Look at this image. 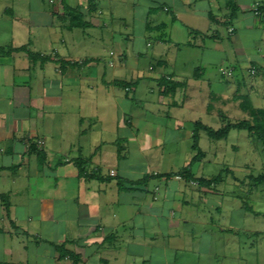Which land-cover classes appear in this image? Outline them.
Masks as SVG:
<instances>
[{
  "label": "crops",
  "instance_id": "crops-1",
  "mask_svg": "<svg viewBox=\"0 0 264 264\" xmlns=\"http://www.w3.org/2000/svg\"><path fill=\"white\" fill-rule=\"evenodd\" d=\"M45 1L14 0L5 9L15 22L28 20L21 33L6 31L0 11V49L38 57L0 56V263L73 264L69 256L58 260L63 246L78 264H264V231L245 228L247 203L236 206L235 226L222 216L226 204L209 199L217 195L213 185L168 177L179 171L155 165L172 158L163 149L182 142L186 129L148 110L152 95L153 105L176 109L169 97L185 99L188 83L198 82L181 69L185 62H168L167 42L181 33L185 47L201 40L203 53H217L207 42L220 40L225 27L242 45L238 29L222 20L241 15L254 29L264 0ZM209 56L194 78L215 64L233 75L245 63L264 69V58L243 56L233 65ZM209 121L191 125L216 123ZM192 174L214 177L193 167Z\"/></svg>",
  "mask_w": 264,
  "mask_h": 264
},
{
  "label": "rangeland",
  "instance_id": "rangeland-1",
  "mask_svg": "<svg viewBox=\"0 0 264 264\" xmlns=\"http://www.w3.org/2000/svg\"><path fill=\"white\" fill-rule=\"evenodd\" d=\"M13 2L14 0H0V11L3 12V17L6 18L4 22V25L7 27L6 31L10 32L11 29H17L21 33L23 29H26L28 20L23 18L20 20L21 22L17 21V23L9 14L4 15L5 9L13 5ZM45 4L49 6L48 0L45 1ZM17 12H20V10ZM22 14L17 13V15ZM222 21L231 22V25H234L238 29V33L243 39L242 45L238 46L230 38L225 27L219 32L220 40L207 42L210 50L216 44L217 53H212L211 51H207V54L203 53L201 40L197 41V48L190 49L185 47L188 37L181 33L176 34L173 41H169L166 44L168 48V52H166L168 62L174 64L176 61L181 67L183 62H185V67L181 69L184 70L187 77L192 81L196 80L198 82L188 83L189 89L185 99L183 97L176 99L169 97L171 103L175 101L178 105L176 109L162 107L161 105L157 106V104L153 105L154 101L157 102V95H152L149 98L148 102L150 105L148 106V110L152 111L154 116L158 117L157 115H161L162 118L167 119V116L171 115L175 119L177 118L179 122L182 120V123L185 125L184 128L186 129L181 131V135L184 137L182 142L177 143L173 141L171 143L170 141L164 149L162 148L165 152H169L172 158L168 156L163 162L160 161L155 164L157 167L159 165L164 166V169L173 167V171L176 172L177 170L180 172L181 167L188 163L190 164V155L193 153L192 135L194 129L191 121L200 119L203 124L208 125L209 120L213 117L216 123L215 125L212 123L211 127H214V130L218 131L224 122L228 121L234 124L250 120L249 114L242 109L241 105L243 103H251L255 108H264V77L262 75H252V67L250 68L248 63L240 64L233 77L229 74L233 70L227 69L229 73L226 76L228 78L222 77L223 74L219 66L215 64V66H203L205 75L199 76V79L198 77L194 78V73L199 67L202 58L204 59V55H210L209 58L215 62L219 61V57L223 56L227 59L226 61L228 63L233 65H235L234 63L237 62L239 57L243 56H247L249 59L252 57L264 58V20L255 21L254 29L248 27L251 26L252 21H245L241 15L238 20L225 19ZM178 28L181 27L178 26ZM248 28L250 29L248 30ZM152 43L155 46L158 45L155 41H152ZM176 43H180L178 45L181 46L180 59L177 57L176 49L178 47H176ZM149 54H151L150 50ZM144 63H146L147 70L150 60ZM160 71L164 70L157 68V72L159 73ZM172 71L173 69L171 67L166 69V72L170 74ZM208 81H211L213 89L208 87ZM207 105H211V111H215V113H211L212 116L210 118H208L209 115L206 112ZM135 108L137 107L135 106ZM168 110H170L169 113ZM221 119H224V121H221ZM199 135V146L203 153H205V157L192 165L193 171H202L210 174V176L220 177V182L213 185L217 190V195H208L209 199L216 203L223 202L226 204L224 206L226 208L225 213L222 216H226V220L228 222L231 221V224L235 226H240L239 223H241L240 215L236 213V206H239L241 201L244 202V205L247 203L250 208L247 210L248 213H245V228L254 231L262 229L264 231V179L258 183V188L252 187L256 183L253 179L258 180L261 175L264 177V145L259 141H253L249 132L246 130H232L226 139L220 141L211 140L202 131ZM229 171H232L233 174L228 173ZM236 179L240 182L246 181L248 185L242 188L237 187L234 185ZM224 194H226L225 202L223 201ZM191 213L196 214V210ZM215 217L220 218L221 215L217 212L215 213Z\"/></svg>",
  "mask_w": 264,
  "mask_h": 264
},
{
  "label": "trees",
  "instance_id": "trees-1",
  "mask_svg": "<svg viewBox=\"0 0 264 264\" xmlns=\"http://www.w3.org/2000/svg\"><path fill=\"white\" fill-rule=\"evenodd\" d=\"M74 13H76V12H74ZM229 19L235 20L234 18H229ZM223 24L225 26H228V25L231 26V22H223ZM72 27H74V26H72ZM23 51H25V53H27L29 59H31L33 61L38 60L37 56L30 54L29 51H27L25 48H22L21 50L9 49L7 51L5 49H0V56L1 55L7 56V55H11L12 53H15V52H23ZM251 67H252V69H255V72H256L255 75H258V76L262 75L264 77V69L263 68L257 66L256 64H252ZM232 75H233V72L231 71V76ZM225 77H227V76H225ZM167 81L168 80H166V81L164 80L163 85L167 86L169 84V82H167ZM241 106H242V109L245 112H247V114H249V117H250L249 121H243V122H239L236 124H232V123L227 121V122L223 123L221 129L218 131H215L211 127L205 126L202 123H196L194 125L193 135H192V140H193L192 149L196 154L194 155L190 164L185 169H183L181 172H179V174L178 173L177 174H171V175H168V177H175L177 175H182L187 180L197 181L199 183V185L202 187L203 186L204 187H210V186L218 184L220 182V177H213L210 180L202 178V177L199 179H196V178H194V176L192 174V165L196 162L201 161L203 159V157L205 156V153H203V151L201 150V148L199 146V142H200L199 133L201 131L205 132V134L211 140L220 141V140L226 139L232 130H246L249 132L253 141H259L264 145V108H255V107H253V105L251 103H243ZM263 179H264V177L261 176L258 180L253 179V181L257 182L256 184H258ZM56 251H57L59 261L65 259L66 257L69 256L74 260L73 264H78V258L76 256L70 254L68 251H66L63 246L57 247ZM0 264H7V263H0Z\"/></svg>",
  "mask_w": 264,
  "mask_h": 264
},
{
  "label": "built area",
  "instance_id": "built-area-1",
  "mask_svg": "<svg viewBox=\"0 0 264 264\" xmlns=\"http://www.w3.org/2000/svg\"><path fill=\"white\" fill-rule=\"evenodd\" d=\"M255 12H256V14H259V12H258V6L255 7ZM229 31H230V33L232 34L234 30H233V29H230ZM221 73H222L223 75H226V74H228L229 72H227L226 69L222 68V69H221ZM229 74H231V73H229ZM251 74H252V75H255V74H256L255 69H251Z\"/></svg>",
  "mask_w": 264,
  "mask_h": 264
}]
</instances>
